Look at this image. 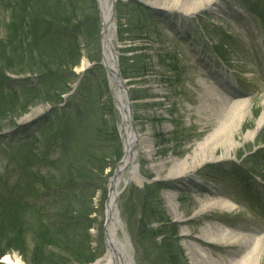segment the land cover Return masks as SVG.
Returning <instances> with one entry per match:
<instances>
[{
	"label": "rangeland",
	"instance_id": "1",
	"mask_svg": "<svg viewBox=\"0 0 264 264\" xmlns=\"http://www.w3.org/2000/svg\"><path fill=\"white\" fill-rule=\"evenodd\" d=\"M140 1L153 8L141 11L136 4H116L113 43L132 96L133 123L143 139L144 149H147L145 154H139L137 162L142 176L150 181L138 185L129 180L126 171L124 176L129 182L117 198L119 216L129 237L128 252L132 264H165L160 246L165 238L172 237L171 232H176L172 239H176L182 250L184 264H193L189 249L192 244L197 250L210 254V259L216 264L239 263L249 253L251 245L242 246L244 244L239 242L207 243L203 229L210 228H228L259 237L263 245L260 264H264V155L259 154L252 160L256 163L255 169H251L249 164L253 151L264 147V121L256 134L244 139L246 132L255 130L257 119L264 111V30L237 0H219L213 9L188 18L181 15L184 12L180 8L162 7L172 0ZM191 2L188 0L187 5ZM94 4L96 6L95 0ZM75 5L80 16L89 14L88 0H75ZM207 6V2L202 5L203 8ZM203 15L207 18L200 21ZM6 18L0 7L1 36L5 35ZM144 24L146 32L142 31ZM79 40L84 57L73 70L79 77L87 74L84 86L97 108L95 114L98 117L103 114L108 129L116 131L114 146L119 148V158H122L123 146L117 126L119 114L112 107L106 90L100 87L103 73L95 64L100 59L98 41L87 47L82 37ZM220 41L227 47L228 69L212 51ZM129 48L135 50L128 51ZM88 55L96 60L91 61ZM135 55L143 64V77L132 74L131 66L138 62L131 58ZM14 68L18 70L20 67ZM225 73L226 77L236 75L233 83L224 81ZM229 93L237 96L230 97ZM220 94L230 102L245 100L247 103L241 128L233 135L232 149L226 152V147L218 146L213 160L183 171L180 173L182 177L177 178L180 175L170 171L174 163L184 161L190 165L197 145L216 131L224 120L229 104L221 103ZM80 101L82 98L79 96L76 102ZM46 105L30 108L19 119H31L43 112ZM102 106L105 108L101 113ZM258 139L263 140V144L256 145ZM98 145L107 148L106 162L110 166L104 169L97 183L102 189H97L92 196L96 212L92 214L88 233L91 249L102 256L105 251L101 226L104 203L108 180L118 160L110 139ZM0 156L3 157L1 153ZM6 159L0 160L2 172L6 170ZM242 159L245 168L240 166ZM157 166H161V170H157ZM9 175L13 181L17 172ZM251 175L258 176L250 179L248 176ZM148 184L154 185L151 190L144 187ZM155 187L160 188L159 192ZM154 193L159 196L160 205L154 204L155 200L148 205L152 212L158 213L155 217H145L146 194L153 196ZM217 200H228L232 208L211 205L200 210L203 204ZM161 219L164 220L163 225L159 222ZM6 255L26 264L17 252Z\"/></svg>",
	"mask_w": 264,
	"mask_h": 264
},
{
	"label": "trees",
	"instance_id": "2",
	"mask_svg": "<svg viewBox=\"0 0 264 264\" xmlns=\"http://www.w3.org/2000/svg\"><path fill=\"white\" fill-rule=\"evenodd\" d=\"M74 1L3 0L9 21L5 36H0V130L15 127L32 107L53 106L34 125L35 134L17 137L15 142H20L13 145L0 144V151L6 152L18 172L13 181L0 175V257L17 252L26 264H87L100 255L90 247L88 229L92 226L90 215L95 212L92 196L102 189L97 183L110 165L106 162L107 148L98 144L110 139L114 146L117 133L108 129L103 114L96 116L97 108L84 86L87 74L72 95L65 101L62 98L78 78L73 69L82 58L79 37L91 46L98 35L94 0H88L89 14L83 16ZM246 1V7L264 26V4ZM142 29L147 31L145 24ZM131 58L138 61L137 55ZM131 67L134 76L143 77L141 61ZM7 71L34 74V84L11 88L6 85ZM100 81L106 90L104 75ZM79 96L82 101L77 103ZM104 108H100L101 113ZM10 136L16 137V132ZM50 149H56L57 157L51 156ZM114 149L118 160L121 153ZM153 203L159 207V196L146 194L145 217L158 213L149 208ZM159 222L164 224L163 219ZM170 235L174 237L176 232ZM172 237L161 242L165 264H184L182 250Z\"/></svg>",
	"mask_w": 264,
	"mask_h": 264
},
{
	"label": "bare ground",
	"instance_id": "3",
	"mask_svg": "<svg viewBox=\"0 0 264 264\" xmlns=\"http://www.w3.org/2000/svg\"><path fill=\"white\" fill-rule=\"evenodd\" d=\"M117 0H97L101 23V55L103 58L105 69L108 70L110 80V97L113 101V105L119 114L118 132L121 138L123 146V157L119 165V171L114 176L111 183L110 198L107 205V217L104 224V245L105 251L96 261L91 264H132L131 254H129V237L124 229V224L120 216L115 217V209L113 207V199L119 195L120 183L127 184L129 180L141 185L143 178L140 173L137 158L140 153L145 154L147 149H144L143 139H141L137 128L133 123L132 112L128 105L127 98L124 93L121 92L120 86L116 84L117 81V69L115 61L113 59V52H115V14L113 9L115 8ZM212 1L218 2V0H192L190 5H187L188 0H172L169 5H162L171 9L180 8L184 12L185 18L191 17L198 10L202 9L204 2H207L211 6ZM214 5V4H213ZM221 95V94H220ZM230 97L237 96L230 94ZM219 96V95H218ZM222 104H229V109L224 112V120L219 124L216 131L212 132L205 141L199 143L196 147L194 154L191 157V164L186 165L184 161L174 163L171 168V172H176L180 175L181 172L195 167L196 165L207 162V160H213V155L218 146L226 147V152H229L233 147V135L237 132L242 125V122L246 115L247 103L245 100H238L230 102L225 96H219ZM223 112V110H222ZM264 121V111L257 119V127L255 130L246 132L245 138H251L258 131L259 127ZM157 170H161V166L156 167ZM128 172V178H125L124 173ZM182 175L177 176L181 178ZM176 178V179H177ZM169 203H171L169 201ZM211 205H216L224 208H232V204L229 201L217 200L214 203H205L200 207V210H205ZM171 209H173L171 207ZM205 236L204 241L210 244H229L239 242L244 244L242 246L251 245V249L247 255L239 262L231 261L230 264H260V258L263 252L262 240L255 235H245L233 230L210 228L203 229ZM190 254L193 255V264H216L210 259V254L204 252L202 249L197 250L195 245L189 246ZM2 261L6 264H22L17 258H12L6 255L2 258Z\"/></svg>",
	"mask_w": 264,
	"mask_h": 264
},
{
	"label": "water",
	"instance_id": "4",
	"mask_svg": "<svg viewBox=\"0 0 264 264\" xmlns=\"http://www.w3.org/2000/svg\"><path fill=\"white\" fill-rule=\"evenodd\" d=\"M113 14H114V9H113ZM100 35H101V32H100ZM113 59H114V61H115V66H116V69H117V81H116V84L118 85V86H120V88H121V91H123L124 92V94L127 96V100H128V94H127V88H126V86L124 85V82L122 81V79H121V76H120V73H119V70H118V65H117V58H116V56H114L113 55ZM102 65L104 66V62H103V60H102ZM105 67V66H104ZM105 71H106V75H107V78L109 79V73H108V70L107 69H105ZM109 82H110V80H109ZM128 105L130 106V103L128 102ZM121 161H122V159H120L119 160V162H118V164H117V167L115 168V170H114V173H113V175L111 176V178H110V180H109V191H110V184H111V182L113 181V179H114V176L118 173V171H119V165H120V163H121ZM110 196V195H109ZM109 196H108V199H107V201H106V213H107V205H108V202H109ZM113 205H114V199H113ZM106 217H107V215H106Z\"/></svg>",
	"mask_w": 264,
	"mask_h": 264
}]
</instances>
